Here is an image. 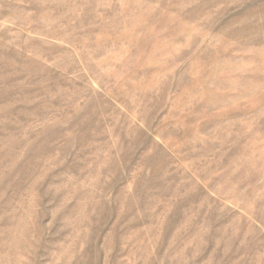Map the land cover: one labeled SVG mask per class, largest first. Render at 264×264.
Segmentation results:
<instances>
[{"label": "rangeland", "instance_id": "374dc122", "mask_svg": "<svg viewBox=\"0 0 264 264\" xmlns=\"http://www.w3.org/2000/svg\"><path fill=\"white\" fill-rule=\"evenodd\" d=\"M0 264H264V0H0Z\"/></svg>", "mask_w": 264, "mask_h": 264}]
</instances>
